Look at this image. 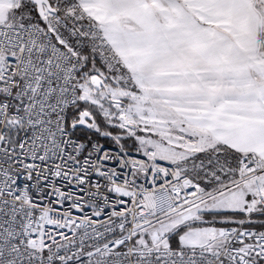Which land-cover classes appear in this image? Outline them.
I'll list each match as a JSON object with an SVG mask.
<instances>
[{"label": "snow or ice", "instance_id": "6c2138e0", "mask_svg": "<svg viewBox=\"0 0 264 264\" xmlns=\"http://www.w3.org/2000/svg\"><path fill=\"white\" fill-rule=\"evenodd\" d=\"M0 264H264V0H0Z\"/></svg>", "mask_w": 264, "mask_h": 264}]
</instances>
